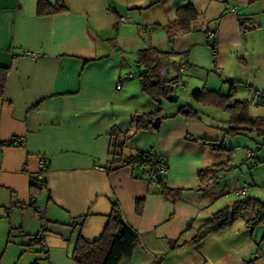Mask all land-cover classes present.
Wrapping results in <instances>:
<instances>
[{"label": "crops", "instance_id": "0c3cea01", "mask_svg": "<svg viewBox=\"0 0 264 264\" xmlns=\"http://www.w3.org/2000/svg\"><path fill=\"white\" fill-rule=\"evenodd\" d=\"M39 1L0 0V66L8 69L0 97V264H76L77 235L97 238L112 204L140 238L118 264H264L263 230L246 225L253 212L193 241L244 184L246 195L252 190L246 182L201 181V169L227 161L207 143H225L222 125L231 117L191 98L206 89L247 101L264 127V0H62L65 10L49 15L37 14ZM188 4L197 17L181 28L175 12ZM242 18L259 27L242 32ZM182 53L188 69L173 94L183 99H161L158 127L137 128L136 114L159 109L141 90L144 65L155 61L163 79H177ZM185 105L195 116L179 112ZM139 153L167 160L164 182L122 164ZM41 229L45 250L31 238Z\"/></svg>", "mask_w": 264, "mask_h": 264}, {"label": "trees", "instance_id": "16d2710c", "mask_svg": "<svg viewBox=\"0 0 264 264\" xmlns=\"http://www.w3.org/2000/svg\"><path fill=\"white\" fill-rule=\"evenodd\" d=\"M65 10V5L62 0H57L55 4H49L44 0H40L37 5V14L49 15ZM197 17L191 4L178 7L175 12V22L181 28H186L189 23ZM140 58V56H139ZM141 59V58H140ZM139 59V60H140ZM138 60V61H139ZM144 69L139 75L141 90L154 100L159 105V109L151 113L136 114L134 121L137 128L152 127L154 119L160 117L161 99H168L174 93L172 89V80L163 79L158 70L155 61L144 65ZM7 67L0 66V97L3 96L6 80ZM191 98L197 102L215 105L221 108L231 117L227 128H223L225 135H234L243 131H254L263 138L264 142V127L261 118H251L248 114V102L231 100L228 96H223L219 93L211 92L206 89L194 90L191 93ZM179 112L187 113L189 116H195L193 111L188 106H181ZM121 141L116 142L115 147ZM114 143V142H113ZM115 144V143H114ZM211 150L217 153H225L230 150L226 148L222 142L210 141L207 143ZM146 153H139L135 156H130V163L137 164V157H141ZM228 162H222L215 165L205 167L200 170L199 177L205 186L216 184V175L220 172H225L231 169ZM162 183V182H159ZM42 183L33 185L34 188L41 189ZM163 193L168 191L163 188ZM230 206L215 212L211 218L200 228L197 229L193 237V241H200L209 234L221 231L231 225L234 221L241 218L245 212L256 211L254 219L246 222L249 228L258 226L260 211H264V205L256 198L248 195L241 196ZM140 204L137 209H140ZM42 230V229H41ZM44 231V230H43ZM36 240L35 238L31 237ZM262 242L264 243V230L262 234ZM140 243L139 235L131 229L123 220L122 213L117 204H112L111 211L107 215L106 224L101 234L92 240H86L79 233L74 243L72 259L76 264H118L121 260L129 259L135 247ZM256 259L246 262L253 264ZM33 264H38L36 261Z\"/></svg>", "mask_w": 264, "mask_h": 264}, {"label": "rangeland", "instance_id": "374dc122", "mask_svg": "<svg viewBox=\"0 0 264 264\" xmlns=\"http://www.w3.org/2000/svg\"><path fill=\"white\" fill-rule=\"evenodd\" d=\"M177 95L180 97V101L183 99V95L180 93ZM168 105V104H166ZM222 111V110H220ZM226 114V113H225ZM227 128L226 125H223ZM224 146L229 148L228 152L222 153L225 156V162H228L229 167H232L228 171L220 172L216 175V182H236L248 183L251 187L250 197L258 199L264 205V142L263 138L256 134L254 131H243L234 135H226V141ZM250 151L257 157V163L254 159H246V152ZM238 187L233 185L232 188ZM230 195L234 194V189L229 190ZM238 197V196H237ZM237 199H242L238 197ZM260 220L257 224L260 229L264 230V211L258 213ZM253 218L256 216V211H253ZM256 227V226H255Z\"/></svg>", "mask_w": 264, "mask_h": 264}, {"label": "built area", "instance_id": "2783aa9c", "mask_svg": "<svg viewBox=\"0 0 264 264\" xmlns=\"http://www.w3.org/2000/svg\"><path fill=\"white\" fill-rule=\"evenodd\" d=\"M230 11L233 13H237V8L235 6L230 8ZM127 17H120L119 22H125ZM241 25V31L247 32L252 29H255L259 27V23L255 19L250 18H242L240 20ZM146 31L149 30V27L145 28ZM209 39H213L215 37V33L213 31L209 32L207 34ZM25 55L31 56V57H37L36 53L32 52H26ZM177 67H178V73L180 74L179 78L172 79V89L174 91H179L184 87V81L182 80L181 76L187 73L188 69V60L187 55L185 53H182L179 55L178 61H177ZM129 77V75L125 76ZM120 88V84L116 86V89ZM21 142V141H20ZM252 154L250 152L246 153V158L251 157ZM123 165H132L133 167L139 168L142 171V174L144 177H146L149 181L152 182H164L166 179L167 171H168V165L167 160L163 157L152 155L150 153H146L141 157H137V164H131L130 163V157H126L122 161ZM46 163L43 159H40L39 161V174H37L35 179H32V184L36 185L39 183L41 179L42 171L45 170ZM247 190V185L244 184L241 189L238 190L239 196H245ZM38 216L40 218L43 217V212H37ZM35 238L38 242L39 247L42 250L46 249V242L44 238V231L39 230L36 234L32 236Z\"/></svg>", "mask_w": 264, "mask_h": 264}, {"label": "water", "instance_id": "95a60500", "mask_svg": "<svg viewBox=\"0 0 264 264\" xmlns=\"http://www.w3.org/2000/svg\"><path fill=\"white\" fill-rule=\"evenodd\" d=\"M177 99H178V96L176 95V94H172V95H170L169 97H168V101L169 102H176L177 101ZM159 121H160V118L159 117H156L155 119H154V122H153V126L154 127H158V125H159Z\"/></svg>", "mask_w": 264, "mask_h": 264}]
</instances>
